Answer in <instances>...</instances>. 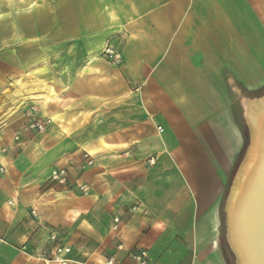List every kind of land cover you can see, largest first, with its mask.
Returning a JSON list of instances; mask_svg holds the SVG:
<instances>
[{"label":"crops","instance_id":"0c3cea01","mask_svg":"<svg viewBox=\"0 0 264 264\" xmlns=\"http://www.w3.org/2000/svg\"><path fill=\"white\" fill-rule=\"evenodd\" d=\"M69 3L60 23L31 11L24 32L51 123L28 159L0 156L16 181L0 189V264H43L58 246L73 264H138L143 250L149 264H227L219 209L243 146L228 99L264 89V0ZM84 152L95 164L80 172ZM66 166L70 188L43 185Z\"/></svg>","mask_w":264,"mask_h":264},{"label":"rangeland","instance_id":"374dc122","mask_svg":"<svg viewBox=\"0 0 264 264\" xmlns=\"http://www.w3.org/2000/svg\"><path fill=\"white\" fill-rule=\"evenodd\" d=\"M68 1H70L69 5L72 6L73 0H0V156H8L9 154L13 156L14 154H18L23 157L22 159H28L36 148L34 143L35 138L45 136L48 133L47 130L41 135L27 132L23 134V138H20L19 141H15L14 139L17 130H19L22 125L26 124L25 113L32 107H36L37 109L42 108L41 105L37 104V102L40 101L35 97V93L30 91V71L28 63L31 41L29 37L24 34L30 32L28 17L31 11L55 13L58 15L55 19L60 23V13L63 4L68 3ZM42 20L45 21L46 19L43 18ZM17 22L22 23L21 25L23 28L21 31L14 26ZM17 56L20 57L23 64L18 63L19 59ZM42 98L47 101L46 97ZM228 100L231 116L241 130L243 146L237 156L235 165L229 173L227 186L225 188L226 195H223V200L220 204V250L227 264H240L239 257L241 253H239L240 251L232 244L231 236H229V223L232 218L234 220V213L238 207V214L240 217H237L238 221L240 220L242 223L241 217L245 216L249 224L248 227L251 228L252 231H257L261 228L257 226L258 224L252 225L249 223L250 221L248 218L254 219L253 216H257L261 209V203H258V201L262 200L263 194L258 192L254 193L255 190L258 189L254 177L259 175V168H261V164H263L261 161L264 160V156L261 155H264V139L259 146L258 152L256 151L254 156L251 157L250 151L253 142V131L246 117V111L248 105L264 104V89L256 94L248 92H230ZM44 149L45 146L40 145L37 151L42 152ZM4 164H0V189L3 191V196H8L14 191L16 181L14 180V176L6 171L7 165ZM248 166L249 169L247 168ZM2 167L4 168V172L1 171ZM246 168L248 170H246ZM245 170L247 174L244 178L242 177V181L241 175L243 176V173L245 174ZM47 181L48 182H44L43 185L54 184L50 180ZM240 181L242 184H239ZM250 185L252 186L250 187ZM236 191L238 192L234 197ZM247 198L249 200H247ZM244 203L246 209L244 208ZM230 205L231 207L233 206L235 211H233V208V210L231 208L229 209ZM258 220L259 219H257V221ZM256 226L258 229H255ZM255 234L256 235L253 236L258 237L257 232ZM253 236L251 239H255ZM253 244H255V242H253ZM262 248L264 250V247ZM260 250L261 247L257 249V251L262 252V250ZM248 261L247 259V262ZM250 261L257 262L256 258H253V256H251ZM256 264H264V252L261 253V257Z\"/></svg>","mask_w":264,"mask_h":264},{"label":"bare ground","instance_id":"6f19581e","mask_svg":"<svg viewBox=\"0 0 264 264\" xmlns=\"http://www.w3.org/2000/svg\"><path fill=\"white\" fill-rule=\"evenodd\" d=\"M247 115H248V119H249V121H250V123L252 125V128H253V131H254V132H252V136L254 135V142H253L252 149H251V154H250V156L252 157V156H254L256 151L258 152L259 146L262 144L261 142L264 139V104L247 106ZM261 156H264V155H261ZM261 163H263V164H261ZM261 163H260L261 164V168H259V171H258L259 175L257 177H254L255 181L257 183L256 184L257 188H258V189L255 190L254 193L258 192L260 194H263V197L261 198L262 200L258 201V203H261V205H260L261 209H260L259 213L257 214V216L256 215L253 216L254 219L248 218L249 221H250L249 223H251L252 225L253 224L257 225L258 224L257 226H259L261 228L258 229L257 226H256L255 229H258V230L257 231H252V229L248 227L249 224L247 223L248 222L247 221V217H245V216L241 217L242 223H241L240 220L238 221V218H240L239 214H238L239 213L238 207L236 209V212L234 213V220L232 218L230 223H229L230 224V235L229 236H231L232 244L236 247V249L238 251H240L239 252V253H241L240 254V260L243 262V264H248L247 259L250 260L251 256H253V258H256V260L258 262L259 258L261 257V253L264 252V250L262 248V247H264V160L261 161ZM249 166L247 167L248 169H249ZM247 168H246V170H248ZM246 170L244 171L245 174L243 173V176L241 175V180L242 181H243L242 177L244 178V176H246V174H247ZM253 181H254V179H253ZM239 184H242V182L240 181ZM240 186H242V185H240ZM251 186L252 185H250V187ZM237 192L238 191H236V193L234 194V197L236 196ZM242 200H240V201H242ZM247 200H249V199L247 198ZM253 201H255V200H253ZM244 206H245L244 208L246 209L245 203H244ZM230 208L232 209L233 206L231 207V205H230L229 209ZM233 211H235V209ZM257 219H259V220L257 221ZM252 225H251V227H252ZM256 232L258 234V237L253 236V235H256L255 234ZM252 236L255 239H251ZM252 241L255 242V244H253ZM259 247H261L262 252L257 251V249ZM254 262H255V264L257 263L256 261H254Z\"/></svg>","mask_w":264,"mask_h":264},{"label":"built area","instance_id":"2783aa9c","mask_svg":"<svg viewBox=\"0 0 264 264\" xmlns=\"http://www.w3.org/2000/svg\"><path fill=\"white\" fill-rule=\"evenodd\" d=\"M102 57L113 65H120L122 62L120 54L111 46L105 48L102 53ZM26 124L20 129L18 133H16L14 139L15 141H19L21 136L24 133L31 132L37 135L44 134L47 130L48 125L51 123V120H45L42 117L38 116V109L36 107H32L29 111L25 113ZM159 131L162 132V129L159 128ZM157 163V157H151L147 161V165L150 167L155 166ZM94 159L91 154L88 152H84L82 155V162L79 164L78 169L80 172H84L94 166ZM49 180L63 188H70L69 185V168L61 167L53 169L50 173ZM75 188L78 189L82 196H87L90 192V187L87 184L80 183L77 181L75 183ZM10 204H12L10 202ZM133 211H136L137 208H132ZM33 216L36 213L32 212ZM115 223H119V219L114 220ZM57 239V235L52 234L51 240L55 241ZM70 248L58 246L55 248L54 253L50 257H40L38 260L43 264H73V262L68 258L70 255ZM135 260L138 264H149L150 259L148 252L143 250L139 255L135 257ZM108 264H112L110 261Z\"/></svg>","mask_w":264,"mask_h":264},{"label":"trees","instance_id":"16d2710c","mask_svg":"<svg viewBox=\"0 0 264 264\" xmlns=\"http://www.w3.org/2000/svg\"><path fill=\"white\" fill-rule=\"evenodd\" d=\"M224 195H226V191H225V194Z\"/></svg>","mask_w":264,"mask_h":264}]
</instances>
